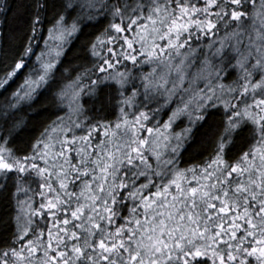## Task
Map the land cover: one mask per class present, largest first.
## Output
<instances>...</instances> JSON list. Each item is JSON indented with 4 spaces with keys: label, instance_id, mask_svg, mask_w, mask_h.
I'll use <instances>...</instances> for the list:
<instances>
[{
    "label": "snow or ice",
    "instance_id": "obj_1",
    "mask_svg": "<svg viewBox=\"0 0 264 264\" xmlns=\"http://www.w3.org/2000/svg\"><path fill=\"white\" fill-rule=\"evenodd\" d=\"M30 7L29 44L0 89L35 55L37 25L51 27L17 103L53 79L85 21L108 24L90 47L98 62L56 93L59 114L27 151L11 146L18 124L0 125V192L14 187L16 202L0 264H264V0ZM100 93L102 109H86ZM221 108L214 152L184 165L194 130Z\"/></svg>",
    "mask_w": 264,
    "mask_h": 264
},
{
    "label": "trees",
    "instance_id": "obj_2",
    "mask_svg": "<svg viewBox=\"0 0 264 264\" xmlns=\"http://www.w3.org/2000/svg\"><path fill=\"white\" fill-rule=\"evenodd\" d=\"M32 3L33 0H0V78L12 71L15 63L20 59V54L29 44L30 20L34 12V8L30 7ZM70 23L71 19H69ZM107 24V20H102L99 23L85 21L82 30L68 38L67 42L63 44L62 55L53 70V79L47 84H42L32 100H21L17 103L12 97V93L24 83L31 68L39 67L36 64V56L42 50H46L45 40H48V29L51 24L46 20L42 25H37L38 36L31 41L35 55L25 57L27 67L19 70L6 88L0 89V125L5 121L9 127L14 124L19 125L14 132L11 146L20 154L30 148L43 129L59 114L55 106L56 93L65 85L70 84L79 72H83L86 68L91 69L98 62L97 58L92 56L90 47ZM221 35H223V29ZM57 43L60 42L49 40V47L54 48ZM234 76L233 73L232 77H229V81L226 82H230ZM92 78L95 79V76ZM84 83L87 84L89 81L85 79ZM85 99L88 98L85 97ZM106 103V94L100 93L86 103L85 108L100 111ZM10 104L16 106L13 108L9 106ZM88 114L91 116L94 112L90 111ZM102 114L107 115L109 120L115 119L114 114ZM163 119L167 120V115H164ZM222 120V108L219 110L209 109L207 119L194 130V135L187 144V150L183 153L184 165L201 163L214 152ZM186 125L187 119L182 118L176 121L173 130L179 132ZM243 135H247V129ZM240 142V137H237L235 145L229 147L227 152L229 157H233L239 150ZM32 187L35 188L36 185L33 184ZM13 192H15L14 187L9 192H0V244L9 241L16 231L14 220L16 202L12 198ZM23 198L21 196V199Z\"/></svg>",
    "mask_w": 264,
    "mask_h": 264
},
{
    "label": "rangeland",
    "instance_id": "obj_3",
    "mask_svg": "<svg viewBox=\"0 0 264 264\" xmlns=\"http://www.w3.org/2000/svg\"><path fill=\"white\" fill-rule=\"evenodd\" d=\"M57 42H58V40H57ZM60 42V41H59ZM57 44H59V43H57ZM53 55H54V53H53Z\"/></svg>",
    "mask_w": 264,
    "mask_h": 264
}]
</instances>
